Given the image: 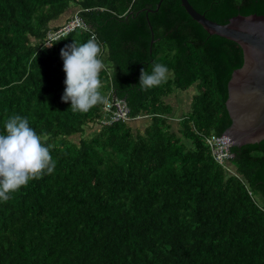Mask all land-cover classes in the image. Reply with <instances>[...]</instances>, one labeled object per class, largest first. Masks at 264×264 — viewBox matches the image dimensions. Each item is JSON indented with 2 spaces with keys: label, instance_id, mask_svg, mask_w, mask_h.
I'll return each instance as SVG.
<instances>
[{
  "label": "trees",
  "instance_id": "16d2710c",
  "mask_svg": "<svg viewBox=\"0 0 264 264\" xmlns=\"http://www.w3.org/2000/svg\"><path fill=\"white\" fill-rule=\"evenodd\" d=\"M189 1L222 24L264 14V0ZM159 2L0 0V134L9 117H25L56 161L0 201V264H264V139L232 145L225 164L205 139L232 125L229 81L243 49L210 34L182 0ZM64 15L88 28L50 40ZM93 35L105 102L74 113L61 99L60 50ZM157 63L166 82L141 91V68ZM192 86L178 116L171 96ZM113 95L128 120L109 121Z\"/></svg>",
  "mask_w": 264,
  "mask_h": 264
},
{
  "label": "clouds",
  "instance_id": "9594fccd",
  "mask_svg": "<svg viewBox=\"0 0 264 264\" xmlns=\"http://www.w3.org/2000/svg\"><path fill=\"white\" fill-rule=\"evenodd\" d=\"M53 43L49 42L47 46ZM102 55L95 35L84 43L74 41L61 48L66 86L61 99L71 102L72 112L86 113L105 102L100 91V72L105 67ZM168 72L169 69L159 63L154 64L150 74L141 68L140 90L166 82ZM4 127L5 133L0 134V201L7 202L10 193L26 186L30 180L42 178L45 172L52 173L56 161L50 154L52 146H46L27 118L13 115L6 120Z\"/></svg>",
  "mask_w": 264,
  "mask_h": 264
},
{
  "label": "water",
  "instance_id": "95a60500",
  "mask_svg": "<svg viewBox=\"0 0 264 264\" xmlns=\"http://www.w3.org/2000/svg\"><path fill=\"white\" fill-rule=\"evenodd\" d=\"M162 1L160 0L156 10H159ZM182 3L187 12L210 34L225 37L241 45L244 64L233 72L229 81L227 107L233 122L224 135L231 146L262 141L264 139V14H239L222 24L196 10L189 0H182ZM150 11L154 10L150 9ZM149 24L152 29L150 21ZM152 43H154V32Z\"/></svg>",
  "mask_w": 264,
  "mask_h": 264
},
{
  "label": "built area",
  "instance_id": "2783aa9c",
  "mask_svg": "<svg viewBox=\"0 0 264 264\" xmlns=\"http://www.w3.org/2000/svg\"><path fill=\"white\" fill-rule=\"evenodd\" d=\"M76 28L86 29L88 28V25L79 16H75L66 24L65 27H62L56 32L55 31L52 32L50 34V40L57 39L61 36H65L68 33L75 30ZM104 110L106 112L111 113V118L109 121L129 119L130 110L126 102L124 100H120L115 95H113V98H109L106 101ZM205 139L211 146L213 154L219 163L225 164L226 160L233 156L231 152V145L224 134L221 136L218 135L205 136Z\"/></svg>",
  "mask_w": 264,
  "mask_h": 264
},
{
  "label": "rangeland",
  "instance_id": "374dc122",
  "mask_svg": "<svg viewBox=\"0 0 264 264\" xmlns=\"http://www.w3.org/2000/svg\"><path fill=\"white\" fill-rule=\"evenodd\" d=\"M68 17H69L68 15L62 16L60 19H58L57 21H55V24H58V25L63 24L59 28L65 27L66 25H64V24L66 23L65 22L66 19L68 20ZM197 91H198V89L195 88L194 86H192L191 88H189V90H187L185 92L179 91L178 93H175L173 96H171V102L174 103V105H175L174 107H175V110H176V114L178 116H182V113L184 111H186V109L189 106V104H187V103L190 100V97L187 94L192 95V94H194ZM146 120H147V118L146 119H143V118L140 119L139 125H142L143 126V124L146 122ZM176 120H177L176 122H178L179 119H176ZM175 125H177V124H175ZM91 130H92L91 128H88L86 134L88 135ZM77 139H79V138L77 137Z\"/></svg>",
  "mask_w": 264,
  "mask_h": 264
},
{
  "label": "bare ground",
  "instance_id": "6f19581e",
  "mask_svg": "<svg viewBox=\"0 0 264 264\" xmlns=\"http://www.w3.org/2000/svg\"><path fill=\"white\" fill-rule=\"evenodd\" d=\"M73 31H74V30H73ZM51 33H52V32H51ZM51 33H50V34H51ZM68 34H69V33H68ZM49 37H50V36H49ZM57 39H58V38H57Z\"/></svg>",
  "mask_w": 264,
  "mask_h": 264
}]
</instances>
